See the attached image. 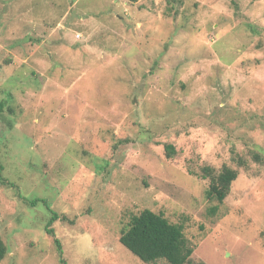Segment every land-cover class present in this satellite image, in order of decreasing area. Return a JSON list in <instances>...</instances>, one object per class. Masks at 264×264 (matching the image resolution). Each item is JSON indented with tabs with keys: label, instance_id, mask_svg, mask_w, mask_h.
Returning <instances> with one entry per match:
<instances>
[{
	"label": "rangeland",
	"instance_id": "1",
	"mask_svg": "<svg viewBox=\"0 0 264 264\" xmlns=\"http://www.w3.org/2000/svg\"><path fill=\"white\" fill-rule=\"evenodd\" d=\"M145 209L264 264V0H0V264H169L119 241Z\"/></svg>",
	"mask_w": 264,
	"mask_h": 264
},
{
	"label": "trees",
	"instance_id": "2",
	"mask_svg": "<svg viewBox=\"0 0 264 264\" xmlns=\"http://www.w3.org/2000/svg\"><path fill=\"white\" fill-rule=\"evenodd\" d=\"M165 152L168 158H172L175 149L172 145H166ZM253 159L258 163L263 162L259 153H253ZM190 174H196L203 179L210 180L206 197L208 200L217 201L219 204H222L227 198L233 182L237 180L239 175L236 169L228 166H224L218 173L212 167L205 166L200 173L191 170ZM39 202L41 201L35 200L30 205L34 207ZM216 210L217 208H213L212 212ZM58 219L57 214H52L45 228L48 234L54 236L51 226ZM119 241L144 263L164 260L169 264H190L191 256L194 253V246L188 241L184 227L170 222L164 214L156 213L150 209H145L130 218L121 232ZM55 242L61 255V263L66 264L62 259L61 245L57 239ZM6 254L7 247L0 236V262Z\"/></svg>",
	"mask_w": 264,
	"mask_h": 264
}]
</instances>
